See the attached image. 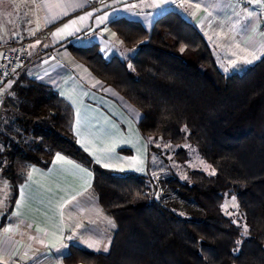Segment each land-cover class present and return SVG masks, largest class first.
<instances>
[{"label": "trees", "instance_id": "1", "mask_svg": "<svg viewBox=\"0 0 264 264\" xmlns=\"http://www.w3.org/2000/svg\"><path fill=\"white\" fill-rule=\"evenodd\" d=\"M110 25L131 51L126 60L104 59L95 44L64 47L138 114L148 152L150 141L163 140L184 162L188 144L214 173L152 181L100 167L76 143L70 104L22 73L0 114L8 210L28 169H48L61 154L90 170L92 193L115 225L106 254L71 247L66 264H264V55L240 74H224L204 35L173 11L149 30L125 19ZM171 193L194 200L199 216L177 215ZM226 197L235 200L236 222L222 212Z\"/></svg>", "mask_w": 264, "mask_h": 264}, {"label": "crops", "instance_id": "2", "mask_svg": "<svg viewBox=\"0 0 264 264\" xmlns=\"http://www.w3.org/2000/svg\"><path fill=\"white\" fill-rule=\"evenodd\" d=\"M96 1L6 0L0 19L8 18L3 12L13 13L17 25L12 27V34L18 37L7 33L9 27L1 21L4 32H0V43L25 41L29 54L38 46L35 35L52 28L46 53L37 57L25 73L53 88L70 104L76 143L97 165L111 171L149 175L148 143L137 130L138 114L78 63L65 44H95L104 59L126 60L131 51L117 38L110 22L135 21L149 30L158 17L173 11L193 24L209 46V41L224 46L225 35L232 42L237 40L236 47H227V42L219 64L211 49L218 69L230 71L238 66L249 67L248 59L264 52V35L258 38L250 31L259 15L254 8L240 7L230 0H114L99 7ZM232 8L238 10L231 12L236 17L227 20L225 16L224 21L217 22ZM71 21L76 23L72 25ZM65 25L70 27L65 29ZM122 149L131 153L122 154ZM91 184L90 170L56 154L48 169H28L8 210L9 188L1 174L0 264H66L71 247L106 254L115 225L102 212Z\"/></svg>", "mask_w": 264, "mask_h": 264}, {"label": "rangeland", "instance_id": "3", "mask_svg": "<svg viewBox=\"0 0 264 264\" xmlns=\"http://www.w3.org/2000/svg\"><path fill=\"white\" fill-rule=\"evenodd\" d=\"M6 5H7L6 0H0V10H4V7H6ZM230 10H226L225 15L221 16L220 19L217 20V22L224 21L225 16L227 17V20H231V18L236 17L237 14L233 15L234 13H231V12H238V10L235 8H232ZM3 14L6 15V17H8V18L3 19V20L0 19V25L2 23L1 21L5 22V24L9 27L7 33H10L11 35H13L12 37L16 39L18 37V34H12V32H13L12 27L17 25L16 22H14L16 17H14V15H12L13 13L8 14L6 12H3ZM1 15H2V13L0 12V16ZM19 22H21V20ZM19 25L22 28V24L20 23ZM257 25H258V22L255 23L253 27H251L250 31L252 32V34L258 36V38H259L260 36H263L264 34L261 32H257V30H258ZM111 29H112V27H111ZM42 31H40V32H42ZM0 32H4L3 27H0ZM37 35H38V33L35 35V37ZM223 35H224V33H222V36ZM224 38H225V40H227L226 43L224 44V46H221L220 43L209 41L210 47L213 51V54L216 57V60L218 61V64H219V61L221 58L224 59L223 48L226 47L228 45V43H229V46H227V47H236V44H237V40L235 42H232L231 38H228L226 35ZM262 51L263 50H261L257 56L248 59V65L249 66L255 64L260 59L261 55H263V53H264V52L262 53ZM44 53H46V49H45ZM43 54H41V56ZM245 67L238 66L236 69L233 68V70H230V71H226L223 68H221V70L224 73L240 74L243 72ZM26 75L29 77L28 74H26ZM19 77L20 76L16 77L13 81H11L10 85L13 86V84L15 83V81H17L19 79ZM122 100H124V99H122ZM2 112H3V108L0 112V114ZM149 147L151 148V150L149 152L148 173H149V176L152 179V181H158V180L167 178L172 174L176 175L180 180L186 181V180H188V175L191 171H200V172H203L207 175H212L214 173V170L212 169V167L209 164H207L199 156V154L196 152V150L188 144L183 146V148L185 149L186 154H187V156H186L187 158L184 162H178L174 158L175 147H172L170 145V143H168L166 141H163V140L150 141ZM1 174H2V171H0V175ZM157 194H159V190L157 191ZM169 195H170L169 196L170 198L168 199V202H170V205L173 207V210L177 215L187 217V218H193V219H195L199 216L200 208L194 200L184 199L180 196H177L174 193H171ZM222 212L225 213L226 216L231 217L232 220L234 222H236V219L238 217L237 205H236L233 197H226L225 198V201L222 205Z\"/></svg>", "mask_w": 264, "mask_h": 264}, {"label": "built area", "instance_id": "4", "mask_svg": "<svg viewBox=\"0 0 264 264\" xmlns=\"http://www.w3.org/2000/svg\"><path fill=\"white\" fill-rule=\"evenodd\" d=\"M114 0H97L96 7L106 6ZM240 7H252L258 15V31L264 33V2L258 3L257 0H230ZM53 33L52 28H46L36 36L38 46L29 54L26 52L27 42L20 40H9L0 43V112L8 98L12 86L10 82L16 77L25 73L32 62L45 51V45ZM13 264H22L15 262Z\"/></svg>", "mask_w": 264, "mask_h": 264}, {"label": "snow or ice", "instance_id": "5", "mask_svg": "<svg viewBox=\"0 0 264 264\" xmlns=\"http://www.w3.org/2000/svg\"><path fill=\"white\" fill-rule=\"evenodd\" d=\"M258 3H262L264 2V0H257ZM83 19V17H81V20ZM76 22L75 21H71V24L74 25ZM68 27H70V25H65V29H67ZM77 31H79V29H76ZM63 31V29L61 30ZM250 62V61H249ZM57 159H60L59 155L57 156ZM107 250V249H105Z\"/></svg>", "mask_w": 264, "mask_h": 264}]
</instances>
